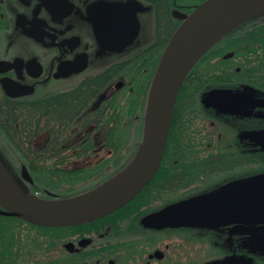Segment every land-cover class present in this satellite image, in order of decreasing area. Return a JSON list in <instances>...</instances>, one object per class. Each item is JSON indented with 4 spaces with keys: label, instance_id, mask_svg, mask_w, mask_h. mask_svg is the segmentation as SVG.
Wrapping results in <instances>:
<instances>
[{
    "label": "flooded vegetation",
    "instance_id": "obj_1",
    "mask_svg": "<svg viewBox=\"0 0 264 264\" xmlns=\"http://www.w3.org/2000/svg\"><path fill=\"white\" fill-rule=\"evenodd\" d=\"M205 1L0 0V156L29 191L73 197L136 159L159 63L183 15ZM3 80L28 92L8 95ZM217 91L235 95L229 110L205 101ZM179 95L159 169L131 201L72 225L64 263L58 233L0 214L12 218L0 219V264H264V217L154 219L264 177V11L212 44ZM12 104L37 123L34 132L13 134L14 117L2 115Z\"/></svg>",
    "mask_w": 264,
    "mask_h": 264
},
{
    "label": "water",
    "instance_id": "obj_2",
    "mask_svg": "<svg viewBox=\"0 0 264 264\" xmlns=\"http://www.w3.org/2000/svg\"><path fill=\"white\" fill-rule=\"evenodd\" d=\"M263 11L264 0H206L189 15H183L184 21L172 36L154 77L141 151L136 159L122 173L95 189L73 197L46 199L29 191L0 156V213L18 215L43 226L65 227L96 220L131 201L159 169L178 95L192 67L230 29ZM3 81L8 95L28 92L25 87L14 90L18 87ZM234 96L230 91H217L205 101L229 110L236 100ZM25 170L22 171L23 176L29 178ZM249 203H256L258 207L240 208ZM260 217H264V177L172 206L158 213L154 219L162 224L213 225Z\"/></svg>",
    "mask_w": 264,
    "mask_h": 264
},
{
    "label": "trees",
    "instance_id": "obj_3",
    "mask_svg": "<svg viewBox=\"0 0 264 264\" xmlns=\"http://www.w3.org/2000/svg\"><path fill=\"white\" fill-rule=\"evenodd\" d=\"M180 101V95L178 97V102ZM8 109L11 107V109L13 110V112H8L7 109L5 108V110H3V114L5 117H8L10 115H12L14 117V119L12 120V123H11V126L13 127V134L15 135H22L24 134V132H29V129H30V132H34L35 131V128H37V123L33 122V121H30L29 122H26L24 118H22L23 114H21L19 112V108L18 106H15L14 104H12L11 106L8 105ZM5 127L8 128V123L5 124ZM29 127V129H28ZM2 220H11L12 218L10 217H1ZM0 218V219H1ZM29 222V221H28ZM31 223V222H30ZM42 228L45 229V236H49L52 237V233H53V230L56 233L59 234V238H60V261L61 263H64L65 261H67L69 258H68V252L65 250L64 248V242L66 240H68L70 238V234H69V231L70 229L72 228L71 226H68V227H47V226H42ZM48 229H50L51 231V234L48 233Z\"/></svg>",
    "mask_w": 264,
    "mask_h": 264
},
{
    "label": "rangeland",
    "instance_id": "obj_4",
    "mask_svg": "<svg viewBox=\"0 0 264 264\" xmlns=\"http://www.w3.org/2000/svg\"><path fill=\"white\" fill-rule=\"evenodd\" d=\"M0 140L2 141V143H5L3 137H0ZM0 218H1V216H0Z\"/></svg>",
    "mask_w": 264,
    "mask_h": 264
}]
</instances>
